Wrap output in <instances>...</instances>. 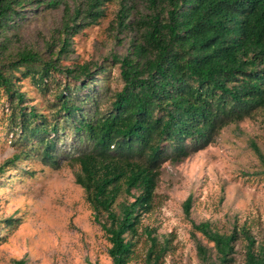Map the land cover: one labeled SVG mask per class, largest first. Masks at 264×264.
Instances as JSON below:
<instances>
[{
	"label": "trees",
	"instance_id": "trees-1",
	"mask_svg": "<svg viewBox=\"0 0 264 264\" xmlns=\"http://www.w3.org/2000/svg\"><path fill=\"white\" fill-rule=\"evenodd\" d=\"M35 2L46 9L65 6V51L75 35L99 23L105 7L119 0H72L74 8L69 0H0L1 48L11 40L7 30L25 20L23 9ZM120 6L118 26L134 37L129 55L113 58L121 87L111 96L100 100L95 86L106 67L64 70L60 57L43 61L30 51L6 66L0 63V91L10 104L9 128L19 135L21 148L9 163L33 153L58 167V142L72 132L75 142L68 154L80 167L77 184L109 238L112 264H132L162 166L183 162L213 144L226 127L264 111V0H144V12L133 18V0ZM22 79H31L42 94L57 85L50 118L28 105L30 99L18 89ZM122 197L126 200L117 203ZM192 205L190 197L184 204L187 215ZM192 227L213 245L196 242L200 264H236L241 238L246 242L242 264H264V246L246 228L223 234L210 222ZM147 232L146 264H159L170 240L160 242Z\"/></svg>",
	"mask_w": 264,
	"mask_h": 264
},
{
	"label": "rangeland",
	"instance_id": "rangeland-1",
	"mask_svg": "<svg viewBox=\"0 0 264 264\" xmlns=\"http://www.w3.org/2000/svg\"><path fill=\"white\" fill-rule=\"evenodd\" d=\"M133 2L137 12L132 18L145 10L144 0ZM121 3L108 4L99 23L81 30L65 51H61L66 36L61 32L65 6L46 9L36 2L27 5L23 9L26 19L7 30L11 40L5 48L0 47L1 65L30 51L43 61L60 57L58 66L64 70L86 64L93 70L106 67L95 85L103 101L121 87L114 56L125 57L132 50L133 34L121 32L117 22ZM3 39L0 36V43ZM64 77H60L63 83ZM22 81L18 89L30 99L28 105H37L50 118L57 85L42 94L31 79ZM10 112L6 94L0 91V169L5 167L0 173V264L18 260L25 264H112L109 238L96 222L85 190L77 184L80 167L75 156L68 154L75 142L72 132L58 142V167L46 165L33 153L11 164L21 148L19 135L9 128ZM263 170L264 111L226 127L213 144L183 162L165 163L154 208L140 225L132 264H146L151 246L147 231L160 242L170 240L159 264H200L196 242L213 245L193 231V223L210 222L223 234L246 228L257 245L264 246ZM190 197L193 205L187 215L184 204ZM125 200L122 197L117 203ZM115 209L119 211L118 204ZM245 252L246 242L241 238L236 244V264L244 262Z\"/></svg>",
	"mask_w": 264,
	"mask_h": 264
}]
</instances>
